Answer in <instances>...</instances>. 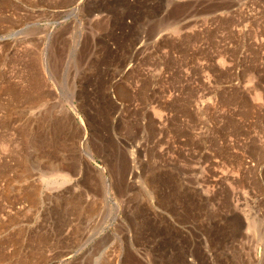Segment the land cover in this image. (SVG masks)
<instances>
[{"label":"rangeland","instance_id":"1","mask_svg":"<svg viewBox=\"0 0 264 264\" xmlns=\"http://www.w3.org/2000/svg\"><path fill=\"white\" fill-rule=\"evenodd\" d=\"M0 264H264V0H0Z\"/></svg>","mask_w":264,"mask_h":264},{"label":"bare ground","instance_id":"2","mask_svg":"<svg viewBox=\"0 0 264 264\" xmlns=\"http://www.w3.org/2000/svg\"><path fill=\"white\" fill-rule=\"evenodd\" d=\"M31 73V72H30ZM26 75V74H25ZM31 75V74H30ZM32 78V77H31ZM31 80V79H30ZM34 82V81H33ZM30 83V82H29ZM39 83V82H38ZM39 86V85H38ZM36 88V87H35ZM40 88V87H39ZM31 89V88H30ZM18 91V90H17ZM23 92V91H22ZM26 94V93H25ZM16 95V94H15ZM30 96V95H29ZM32 97V96H31ZM36 98V97H35ZM38 101V100H37ZM36 103V102H35Z\"/></svg>","mask_w":264,"mask_h":264}]
</instances>
